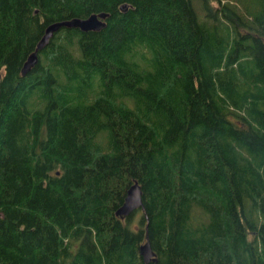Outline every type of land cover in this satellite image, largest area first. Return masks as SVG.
<instances>
[{"label": "trees", "instance_id": "trees-1", "mask_svg": "<svg viewBox=\"0 0 264 264\" xmlns=\"http://www.w3.org/2000/svg\"><path fill=\"white\" fill-rule=\"evenodd\" d=\"M0 264H264V0H0Z\"/></svg>", "mask_w": 264, "mask_h": 264}, {"label": "water", "instance_id": "water-1", "mask_svg": "<svg viewBox=\"0 0 264 264\" xmlns=\"http://www.w3.org/2000/svg\"><path fill=\"white\" fill-rule=\"evenodd\" d=\"M128 8V4H124L121 7V9L125 12L128 10ZM109 17L110 13L101 12L94 13L87 18L75 17L72 19L51 23L46 28L45 33L38 42L35 51L31 53L28 59L26 60L22 69V75H27L37 65V63L39 62V53L50 44L55 34H57L61 29L75 28L80 29L83 32H99L107 27V19ZM139 209H144L143 191L141 185L138 182H135L129 188L127 196L125 198V202L117 211V215L121 217H127ZM140 253L146 263H149L151 261H157L156 253L152 248V244L149 240V237L147 241L140 247Z\"/></svg>", "mask_w": 264, "mask_h": 264}, {"label": "bare ground", "instance_id": "bare-ground-1", "mask_svg": "<svg viewBox=\"0 0 264 264\" xmlns=\"http://www.w3.org/2000/svg\"><path fill=\"white\" fill-rule=\"evenodd\" d=\"M129 190V189H128ZM127 193H128V191H127ZM127 196V195H126Z\"/></svg>", "mask_w": 264, "mask_h": 264}]
</instances>
